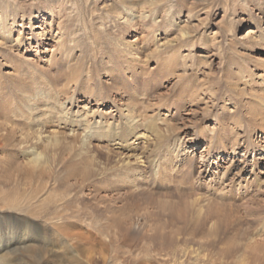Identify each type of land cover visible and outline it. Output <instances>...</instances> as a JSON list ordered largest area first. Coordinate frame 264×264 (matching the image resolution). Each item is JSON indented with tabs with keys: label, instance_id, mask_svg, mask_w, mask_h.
Instances as JSON below:
<instances>
[{
	"label": "rangeland",
	"instance_id": "obj_1",
	"mask_svg": "<svg viewBox=\"0 0 264 264\" xmlns=\"http://www.w3.org/2000/svg\"><path fill=\"white\" fill-rule=\"evenodd\" d=\"M263 41L264 0H0V213L53 264H264Z\"/></svg>",
	"mask_w": 264,
	"mask_h": 264
},
{
	"label": "bare ground",
	"instance_id": "obj_2",
	"mask_svg": "<svg viewBox=\"0 0 264 264\" xmlns=\"http://www.w3.org/2000/svg\"><path fill=\"white\" fill-rule=\"evenodd\" d=\"M256 28L250 29L246 32V38L249 40H253L255 35L257 34ZM258 38L260 36H257ZM260 39V38H259ZM137 39H133L131 43L136 42ZM261 41V39L259 40ZM264 43V41H263ZM10 73V72H9ZM40 94V90L36 89L34 91L33 97L30 95L27 98V102L32 104V101ZM32 110H39V107H35ZM232 113H234L232 111ZM133 122V121H132ZM135 156H126L127 164L132 163V159ZM137 160V159H136ZM139 170V169H138ZM134 176L137 177V180L140 178L139 173H135ZM119 180L118 178H114L112 181L115 182ZM21 219L29 222L27 225H23ZM21 219H17L11 215H3L0 213V264H28L23 261L21 255L23 253L27 254H35L32 257L31 264H53L50 262L49 257L51 254L56 253L54 250H50L47 248H43L39 245H35L39 243L41 240L40 228L36 222H31V219L22 217ZM5 224H3V223ZM11 249V253L7 252L6 254H1L3 251ZM5 255H10L8 258L2 259ZM92 262H87L88 264H97L95 259H91Z\"/></svg>",
	"mask_w": 264,
	"mask_h": 264
}]
</instances>
